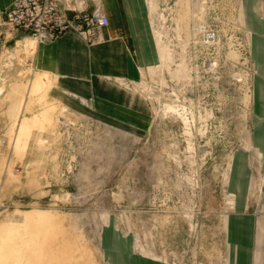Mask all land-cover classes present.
Segmentation results:
<instances>
[{"label":"rangeland","instance_id":"rangeland-1","mask_svg":"<svg viewBox=\"0 0 264 264\" xmlns=\"http://www.w3.org/2000/svg\"><path fill=\"white\" fill-rule=\"evenodd\" d=\"M145 3L152 57L113 81L133 106L82 111L0 11V264H264V0Z\"/></svg>","mask_w":264,"mask_h":264},{"label":"crops","instance_id":"crops-1","mask_svg":"<svg viewBox=\"0 0 264 264\" xmlns=\"http://www.w3.org/2000/svg\"><path fill=\"white\" fill-rule=\"evenodd\" d=\"M14 0H0V11L9 9ZM60 11L73 19L79 11L92 14L100 11L109 19L101 31L100 39L88 44L82 37L67 33L51 42L27 44L35 46L30 57L33 74L44 77L49 84L48 97L72 111L100 109V105H117L123 102L133 106L134 101L126 97L113 81L135 80L141 65L150 60L145 0H59ZM252 22L250 30L256 42H262L260 26ZM19 31L6 32V41L13 46L21 44L27 37ZM148 44V45H147ZM257 46H264L263 43ZM149 52V53H148ZM42 87L37 79L33 89ZM122 100V101H121ZM137 102V100H135ZM258 135L259 152L264 160V82L259 92ZM264 220L257 221V239L263 238Z\"/></svg>","mask_w":264,"mask_h":264},{"label":"built area","instance_id":"built-area-1","mask_svg":"<svg viewBox=\"0 0 264 264\" xmlns=\"http://www.w3.org/2000/svg\"><path fill=\"white\" fill-rule=\"evenodd\" d=\"M58 1L14 0L12 6L1 13L2 24L9 31H19L35 44L51 42L67 33L76 34L91 44L109 24L108 17L98 10L92 14L79 11L69 19L60 11ZM214 36L213 32L206 33L208 40Z\"/></svg>","mask_w":264,"mask_h":264},{"label":"bare ground","instance_id":"bare-ground-1","mask_svg":"<svg viewBox=\"0 0 264 264\" xmlns=\"http://www.w3.org/2000/svg\"><path fill=\"white\" fill-rule=\"evenodd\" d=\"M61 249H62V248H61ZM62 250H63V249H62ZM60 256H62V255H60ZM57 257H58V256H57ZM57 260H58V258H57ZM45 262H46V261H45ZM45 262H44V263H45ZM34 264H36V263H34Z\"/></svg>","mask_w":264,"mask_h":264}]
</instances>
